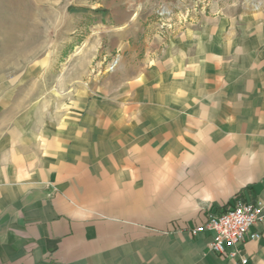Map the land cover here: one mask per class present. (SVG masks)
<instances>
[{
	"label": "crops",
	"instance_id": "1",
	"mask_svg": "<svg viewBox=\"0 0 264 264\" xmlns=\"http://www.w3.org/2000/svg\"><path fill=\"white\" fill-rule=\"evenodd\" d=\"M252 49L223 115L198 120L169 84L146 111L102 103L94 120L68 116L45 143L4 117L0 264H236L189 229L236 196L264 195V38ZM253 229L242 253L264 264V217Z\"/></svg>",
	"mask_w": 264,
	"mask_h": 264
},
{
	"label": "rangeland",
	"instance_id": "2",
	"mask_svg": "<svg viewBox=\"0 0 264 264\" xmlns=\"http://www.w3.org/2000/svg\"><path fill=\"white\" fill-rule=\"evenodd\" d=\"M262 38L264 0H0V131L10 118L45 143L68 116L137 114L169 84L198 120L223 115Z\"/></svg>",
	"mask_w": 264,
	"mask_h": 264
},
{
	"label": "built area",
	"instance_id": "3",
	"mask_svg": "<svg viewBox=\"0 0 264 264\" xmlns=\"http://www.w3.org/2000/svg\"><path fill=\"white\" fill-rule=\"evenodd\" d=\"M264 217V195L253 199L236 196L234 201L218 213L210 214L201 225L191 227L192 235L209 233V251L236 264H248L242 253L245 243L256 240L260 233L253 227Z\"/></svg>",
	"mask_w": 264,
	"mask_h": 264
}]
</instances>
